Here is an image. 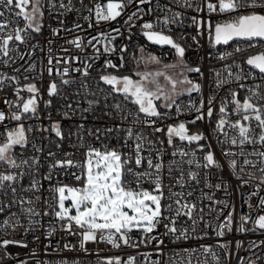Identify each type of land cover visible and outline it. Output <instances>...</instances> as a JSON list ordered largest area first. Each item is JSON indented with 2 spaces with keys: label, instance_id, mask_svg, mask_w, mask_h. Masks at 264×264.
<instances>
[{
  "label": "built area",
  "instance_id": "obj_1",
  "mask_svg": "<svg viewBox=\"0 0 264 264\" xmlns=\"http://www.w3.org/2000/svg\"><path fill=\"white\" fill-rule=\"evenodd\" d=\"M107 2L108 0H83L82 3L81 0H41L43 16L39 19V23L42 25L40 32H31V38L25 44L14 42L17 50L10 52L13 59L9 60L8 57L0 56V73H4L8 77L19 78V85L15 81L5 80L3 87H0V110L5 111L6 114L19 111L15 104H22L23 102L20 101L15 92L18 86L36 84L39 89L37 116L25 114L28 118L22 119V121L5 120L0 123V142L3 141V134L7 130L15 129L18 124H23L28 137V146L27 148L17 146L14 150L16 157L18 160L28 159L30 163L35 157L39 163L32 164L30 168L11 170L25 173L17 185V198L31 197L34 199L35 196L41 197L38 202L31 205L41 215L32 217L31 220L23 213V208L29 207L27 204L23 205V208L18 203L13 204L12 207L5 208L4 212L0 213V225H3L5 221L9 224V227L0 230V241L5 239L18 240L27 244V247L9 245L7 248H0V264H22V262L25 264H108L109 260L115 264L116 259H119L121 264H127L129 258L132 257L135 258V264H178V262L182 264V259L188 256L193 258V264H195L196 256L202 260L207 259L208 264H216L210 254L202 252V245L212 246L219 258L218 264H249L250 260H256L257 264H264V246L254 251L249 247L252 242L264 241V232L256 228L251 222L245 224L244 227L254 230L245 232L239 230V217L241 215L250 213L253 219L258 215H264V209L257 207L260 198L264 197V184H260V178L264 177V174L258 170V167L247 169L253 173V176L249 179L245 173H241L245 180H249L248 184L241 186V180L237 179L228 166L229 158L223 154L224 149L229 147H232V151H239V149L220 143L224 137L215 131L220 102L225 98H231L230 89L239 92L241 100L249 94L248 88L260 85L259 90L264 91V78L258 70L251 69L245 63L250 55L264 52V41L232 40L227 45H214L205 28L199 29L201 34H198V29L193 25L191 18L196 16L198 19L210 20L214 25L218 22H225L228 15L209 14L206 11L198 13L192 8L181 7L179 0H151L150 3L145 2L143 4L140 3V0H123L125 7L121 10L120 16L115 20H98L95 14L96 6L100 5L106 11ZM114 2L118 3L121 0H114ZM61 4L65 7H61ZM89 9L92 11L89 12ZM174 13H180L176 22L165 25L163 23L165 17L171 21ZM130 17L131 20H129ZM5 19L15 20L16 18L9 13ZM145 22L153 23L152 31L161 32V34L168 35L180 43L185 48L184 62L189 67H200L201 69V73L185 71L189 79L201 85V92H193L190 95L184 94L170 108L164 106L162 110H159L163 114L162 117L151 118L156 121L154 127H162L166 130L168 125L185 122L193 132L203 133L207 137L206 141L200 143L205 145V152L209 150L210 146V150L215 153L216 159L223 166L220 169H211L207 176L212 184L221 183L222 187L220 190L208 189L204 187L202 181L200 185L192 186L191 190L194 191L192 199L195 201L203 189L204 192L214 193L216 200L226 201L229 207L214 206L217 209L223 208V215H219L218 211L209 213L208 209L205 208L204 218L211 222V227L204 223H197L195 233H191L192 221L188 220L187 217H180L177 227L188 228L193 236V239L187 241H177L171 236L161 235L165 231L161 225L157 231L151 234L160 236V239L164 240V243L159 246L156 240H151L150 242L139 243L137 247H130L121 242V246L116 248L101 240L99 238L100 233H97L95 242H85L84 247L81 248L83 240L81 232L83 230L73 224L72 232L75 234H69L63 228L65 221L58 220L45 203L46 200L51 203V197L54 195L51 188L70 183L80 184L73 175V173H79L76 168H55L50 172V166L55 160L64 158L82 160L84 148L88 146L100 148L106 144L121 148L122 151H130L134 141H129L128 148L121 147L126 138L124 130L129 127L134 132L143 133L149 139L163 140L162 146L157 143L155 147L160 148L165 153V164L172 159L170 153L173 149L168 146L167 137L164 133H154L153 128L135 123L134 117L137 115L141 120L149 118L138 113L137 105L131 103L130 99L126 100L123 95L114 92L111 86L105 85L100 80L101 75L109 73L118 77L136 76L137 73L142 72L137 67L142 65L144 59L149 61L161 60L170 65L179 63V57L174 48L166 44H156L147 39L144 35L147 30L142 27ZM77 24L81 27L76 28ZM19 26H25L22 19L19 20ZM11 27L12 25H10V29ZM63 29H72V31H64ZM55 30H61L59 35H54ZM76 37L82 38V50L67 43ZM193 37L196 39L193 40ZM88 41L91 43L89 44ZM250 44L253 46L250 47ZM106 47L115 50L105 52ZM236 47H240L244 51L235 53ZM64 49H68V51H64ZM229 52L234 53V55L223 60L219 58ZM21 56L23 59L20 58ZM50 56L53 58L51 65L53 74L51 76L48 74ZM57 60L60 62L57 63ZM66 60L69 62L65 63ZM109 61L117 67H106ZM237 64L242 66L244 73L251 72L255 79L249 77L246 80H241L239 83L245 85L243 89L233 80H229L228 83L217 88L216 73H221L220 79H226L228 74L225 69L231 66L235 74L240 71L235 67ZM85 65H91L88 69V76H83L81 72L72 71L75 68L83 70ZM65 67L69 69V75L64 76L63 79L73 81L69 85H63L61 76L56 74L57 70L62 71ZM17 69L19 71H16ZM176 69L181 70L180 68ZM51 82H55L59 86L58 95H48ZM31 95L26 90L20 93V96L25 99ZM211 97H215L213 116L210 119L206 117L204 120H197L195 124L188 123L194 120L197 115L195 111L189 110V106L191 104L199 105L203 100L205 103L204 111L206 112L207 101ZM6 99L14 102L11 109L4 103ZM49 100H51L50 106L46 103ZM89 101L96 103L89 104ZM69 104L72 105L71 108L68 107ZM117 104L120 105L123 112L116 110ZM231 110L232 106L230 105L229 111ZM127 112L132 113V116L125 120L123 113ZM237 118L235 115L231 117L232 120ZM57 122H59L63 132V140L57 137L52 129V125ZM117 128L119 131L115 130ZM29 129L31 130L29 131ZM43 129H47V131ZM108 129H113V131L109 132ZM226 130L229 131L230 135L232 134L231 130ZM97 131L100 135L99 140L96 139L95 135ZM175 143L179 147L196 148L195 144L189 146L178 139ZM145 147L148 146L145 145ZM245 150L250 153L252 146H245ZM50 152L55 153V155L49 156ZM65 154L69 155L65 156ZM152 154L155 155L154 152ZM202 155V153L197 152V158ZM248 158L257 159L254 156ZM6 170L7 166H0V172ZM49 174H51V180L45 178ZM175 175L176 173H173V176ZM201 175H204L203 170ZM165 176L167 177L166 173ZM33 179L40 182L39 191L35 193L24 192L22 189L29 187ZM165 183H168L167 178ZM258 185L259 194L251 195L257 190ZM143 187L151 190L150 184L146 183ZM175 190L180 191L178 187ZM165 195L167 196V192ZM12 199L10 190L7 191V195L0 192V201H3L4 204H10ZM166 202L162 201V204ZM204 203L208 204V201H204ZM249 203L253 206L251 210L248 207ZM233 208L235 212L232 231L226 232L225 236L220 238L214 229L217 223L222 221ZM45 211L48 212V215H44ZM165 214L167 215V213ZM17 219L20 223L15 225V230H13L12 225ZM31 221H38V223ZM144 235L141 231H132L130 243H138ZM225 242L230 245L227 250L216 247L218 243ZM66 245L68 247H65ZM185 249H196L197 251L193 255L191 252H185ZM257 257L261 259L257 260Z\"/></svg>",
  "mask_w": 264,
  "mask_h": 264
},
{
  "label": "snow or ice",
  "instance_id": "obj_2",
  "mask_svg": "<svg viewBox=\"0 0 264 264\" xmlns=\"http://www.w3.org/2000/svg\"><path fill=\"white\" fill-rule=\"evenodd\" d=\"M82 2L83 0H81ZM145 2L150 3L151 0H140L141 4ZM179 5L181 7L192 8L198 13L206 11L209 14L228 15V19L225 22H218L214 25L210 20L198 19L196 16L191 18L193 25L198 29V34H201L199 33V29L205 28L214 45H227L232 40L264 41V0H203V2L201 0H179ZM60 6L65 7L63 4ZM124 7L123 0L118 3L114 2V0H108L106 11L100 5H97L95 14L98 20H115L121 15V10ZM91 11L92 9H89V12ZM9 13L16 19H5ZM42 16L41 0H0V56L8 57L9 60L13 59L10 56V52L17 50L14 42L25 44L31 38V32L39 33L42 27L39 19ZM179 16L180 13H174L171 21L168 17H165L163 23L165 25L170 22L175 23ZM20 19L24 21V27L19 26ZM129 20H131V17ZM10 25H12L11 29ZM75 27L80 28L81 26L77 24ZM142 27L147 30L144 32V35L149 41L156 44L170 45L176 50L179 63L168 67L180 68L179 75L183 78L174 79L171 76H167L164 72L157 71L142 75L138 81H134L128 76L118 77L110 73L101 75L100 80L105 85L111 86L114 92L123 95L126 100L130 99L131 103L137 105L138 113H142L149 118L141 120L139 115H137L134 117L135 123L153 128L154 133H164L167 137L168 146L173 149L170 153L172 159L165 164V153L160 148L155 147L157 143L162 146L164 144L163 140L149 139L143 133L134 132L129 127L124 130L126 138L123 140L121 147L128 148L129 141H134L130 151H122L121 148L111 147L106 144L100 148L88 146L84 148L82 160L78 161L67 158L55 160L50 166V172L55 168H76L79 170V173H73V175L80 182V186H55L51 188V192L54 193L51 197V203H48L47 200L45 203L58 220L65 221L63 228L69 234H75L72 232L73 224L83 230L81 232L83 237L81 248L84 247L85 242H95L97 240V233H100L99 238L101 240L112 244L116 248L121 246V242L130 247H137L139 243H146L151 240H156L159 246L164 243V240L160 239V236H153L151 234L157 231L161 225L165 229L161 235L171 236L177 241H187L193 239V236L190 234L188 228L177 227L180 217H187L188 220L192 221L190 229L191 233H195L197 223H204L206 226L211 227V222L206 221L204 218L205 208L208 209L209 213L218 211L219 215H223V208L217 209L214 206L223 205L224 208L229 207L226 201L216 200L214 193L204 192L203 189H201L200 196L195 201L192 199L194 196V191L191 190L192 186L200 185L202 181L204 187L208 189L215 188L220 190L222 187L221 183L212 184L207 176L208 171L211 169L223 167L220 161L216 159L215 153L210 150V146L209 150L205 152V145L200 143L201 141H206L207 137L203 133L193 132L185 122L168 125L165 130L162 127H154L156 121L151 119L152 117L160 118L163 115L155 103L156 100L161 99L162 95L166 100L171 101L172 104L175 103L174 95L181 94L176 91L178 84L188 85L189 87L182 91L189 95L193 92L200 93L201 85L185 77L184 71L201 73V69L200 67H189L183 59L185 48L172 37L161 34V32L152 31L154 27L153 23L145 22ZM63 30L72 31V29ZM60 31L55 30L54 35H59ZM117 31L119 30L117 29ZM112 39H115V37H112ZM195 39L193 37V40ZM67 43L73 44L81 50L83 48L81 37H76L74 40L67 41ZM88 43L90 44L91 41H88ZM249 46L253 45L250 44ZM114 50V48L110 49L107 47L104 49L105 52ZM64 51H68V49H64ZM242 51L244 49L240 47L235 48V53ZM233 55L234 53L229 52L221 55L219 58L223 60ZM20 58L23 59V56ZM121 59L123 58L121 57ZM52 62L53 58L50 56L48 59V64L50 65L48 74L50 76L53 74ZM59 62L57 60V63ZM68 62V60L65 61V63ZM156 62L159 63V61ZM4 63H7V61H4ZM245 63L251 69L258 70L262 78H264V52L250 55ZM90 66L85 65L83 70L75 68L72 71L81 72L83 76H88ZM106 67L116 68L117 66L109 61ZM235 67L240 69L235 74L231 66L225 69L228 74V78L226 79H220L221 73H216L218 78L217 88L222 87L229 80H233L243 89L245 85L239 83L241 80H246L249 77L255 79V76L251 72L244 73L241 65L237 64ZM16 71H19V69ZM56 74L61 76V83L63 85L73 83L69 79H63L64 76L69 75L67 67L62 71L57 70ZM137 75L140 74L137 73ZM149 76H152L153 79L149 80ZM160 76H164L168 84L171 85L170 93H165L164 88L158 83L156 78ZM5 80L15 81L19 85L18 77H8L4 73H0V87H3ZM145 82L152 84L156 90L153 91L147 87ZM84 87L87 86L84 85ZM260 88V85L248 88L249 94L243 100L239 98V92L230 89L231 98H225L220 102L219 106L215 131L224 137L220 143L239 149V151H232V147H229L224 149L223 154L229 158L228 166L237 179L241 180V186L249 183V180H245L241 173H245L249 179L253 176V173L247 171V169L258 167V170L264 174V91H260ZM58 89L57 83L51 82L48 88V95H58ZM25 90L32 94L27 99L20 96V93ZM15 92L23 103L15 104V107L19 110L18 112L6 114L5 111L0 110V123H3L5 120L22 121V119L28 118L25 114L37 116L38 99L40 97L37 85L18 86ZM4 103L9 109L14 105V102L7 99ZM46 103L50 106L51 100ZM93 103L96 102L89 101V104ZM214 103L215 97L208 99L206 112L204 111L205 103L203 100H201L199 105L191 104L189 110L195 111L197 115L194 120L188 123L195 124L197 120H204L206 117L210 119L213 116ZM230 105L232 106L231 111H229ZM68 107L71 108L72 105L69 104ZM115 107L117 111L123 112L119 104ZM167 107L170 108L171 104L167 105ZM233 115L238 118L232 120L231 117ZM129 116H132V113H123V119L126 120ZM52 129L57 137L61 140L64 139L59 122L54 123ZM226 129L231 130L232 134L230 135ZM43 130L47 131V129ZM115 130L119 131L118 128ZM108 131L111 132L113 129H108ZM3 135L4 139L0 142V166H7V170L0 172V192L7 195V191L10 190L13 199L10 204H4L3 201H0V213H3L5 208L12 207L13 204L18 203L22 208L23 205L27 204L29 207L23 208V213L31 220L32 217L41 215L35 207L31 206L34 202H38L41 197L35 196L34 199L31 197L17 198V185L23 179L25 173L23 171L11 170H20L25 167L30 168L32 164H38L39 161L33 157L30 163L28 159L18 160L16 157L14 150L17 146L21 148H27L28 146V137L22 123L18 124L15 129L7 130ZM95 135L96 139L99 140L100 135L98 131ZM177 139L189 146L195 144L196 148L179 147L175 143ZM145 145L148 147L146 148ZM245 146H252V151L250 153L246 152ZM33 147L35 146L33 145ZM37 150L39 151L40 149ZM146 152L148 153L147 155L145 154ZM153 152L155 155L152 154ZM197 152L203 155L197 158ZM54 155L55 153H49V156ZM67 155L69 154H65V156ZM249 156H254L257 159H249ZM202 170L204 171L203 176L201 175ZM173 173H176V175L173 176ZM45 178L51 180V174ZM166 178L168 180L167 184L165 183ZM146 183L151 185V191L143 187ZM260 184H264V177L260 178ZM176 187L180 191H176ZM39 189L40 182L33 179L29 187L22 190L24 192L35 193ZM166 192L167 196L165 195ZM258 194L259 185L257 186V190L251 193V195ZM66 201H71V206L66 207ZM162 201L167 202L162 204ZM204 201H208V204H205ZM248 207L250 210L253 208L250 203ZM257 207L264 209V197L260 198ZM73 209L75 210V215H71ZM234 212L235 209L233 208L222 221L217 223L214 230L218 237L223 238L226 232L232 231ZM44 215H48V212L45 211ZM165 221L167 222L165 223ZM31 222L38 223V221ZM248 222L253 223L256 228L264 232V215H258L254 219L250 213L248 215H241L239 217V230L241 232L254 230L244 227ZM19 223L17 219L12 225L13 230H15V225ZM7 227H9V224L5 221L3 225H0V230ZM134 230L145 234L138 243H130L132 240L130 233ZM200 238L202 239L203 237ZM9 245L27 247V244L18 240L5 239L0 241V248H7ZM262 246H264V241L252 242L249 245L253 251ZM65 247L68 246L66 245ZM216 247L227 250L230 245L225 242L222 244L218 243ZM201 248L204 254H210L212 260L218 264L219 258L213 251L212 246L202 245ZM196 251V249H185V252H191L193 255ZM259 259L261 258L257 257V260ZM22 264H25V262H22ZM108 264H113V261L109 260ZM115 264H121V261L116 259ZM127 264H135V258H129ZM178 264H181V262H178ZM182 264H193V258L191 256L184 257ZM195 264H208V260H202L199 256H196ZM249 264H257V261L250 260Z\"/></svg>",
  "mask_w": 264,
  "mask_h": 264
},
{
  "label": "rangeland",
  "instance_id": "obj_3",
  "mask_svg": "<svg viewBox=\"0 0 264 264\" xmlns=\"http://www.w3.org/2000/svg\"><path fill=\"white\" fill-rule=\"evenodd\" d=\"M156 61H159V63H157ZM168 66H171L170 64H166L164 62H162L161 60H153V61H149L148 59H144L143 62H142V65H139L137 67V69L142 70V72L140 71L139 74L140 75H136V76H129L131 77L134 81H138L141 79L142 75L144 74H149V73H155L157 71H161V72H164L167 76H171L173 77L174 79H182L183 77H181L179 75L180 71L179 69H176V68H173V67H168ZM184 76L188 78L186 72L184 71ZM153 79L152 76H149V80ZM158 83L160 84L161 87L164 88V91L165 93H170V90H171V85L168 84L167 80L165 79L164 76H160L158 78H156ZM189 79V78H188ZM146 83V86L151 88L153 91H155V87L148 83V82H145ZM189 87L188 85L186 84H178L177 86V92H180L181 94L179 95H174V100L176 101L180 96L184 95V94H187L186 92H183L182 90ZM156 105H157V108L158 110H162L164 108V106H167L169 104L172 105V102L169 101V100H166L164 98V96L162 95L161 96V99L160 100H156L155 101ZM65 185H69V186H80V184H73V183H70V184H65ZM151 191V190H149ZM65 206L66 207H69L71 206V201H66L65 202ZM71 215H75V210L73 209Z\"/></svg>",
  "mask_w": 264,
  "mask_h": 264
}]
</instances>
